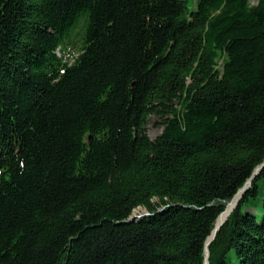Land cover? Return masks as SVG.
Wrapping results in <instances>:
<instances>
[{
	"label": "trees",
	"instance_id": "1",
	"mask_svg": "<svg viewBox=\"0 0 264 264\" xmlns=\"http://www.w3.org/2000/svg\"><path fill=\"white\" fill-rule=\"evenodd\" d=\"M263 161L264 0H0V264H204ZM207 249L264 264V166Z\"/></svg>",
	"mask_w": 264,
	"mask_h": 264
},
{
	"label": "water",
	"instance_id": "2",
	"mask_svg": "<svg viewBox=\"0 0 264 264\" xmlns=\"http://www.w3.org/2000/svg\"><path fill=\"white\" fill-rule=\"evenodd\" d=\"M264 166V161L258 165L253 173L252 176L247 180L245 185L238 190V192L235 194V196L226 204L225 209L223 212L219 214V216L216 219V222L214 224V228L211 231V234L208 236L206 243H205V261L204 264H208V245L210 242L214 239L216 232L219 230V228L222 226V224L226 221L227 217L229 216L230 212L233 210V208L236 206L238 200L240 199L241 195L244 193V191L250 186L252 178L260 171V169ZM148 215V212L146 210L139 212L137 214H132L129 216V219H133L135 217H143Z\"/></svg>",
	"mask_w": 264,
	"mask_h": 264
},
{
	"label": "rangeland",
	"instance_id": "3",
	"mask_svg": "<svg viewBox=\"0 0 264 264\" xmlns=\"http://www.w3.org/2000/svg\"><path fill=\"white\" fill-rule=\"evenodd\" d=\"M161 131V127L153 124L152 122L147 126V133L150 138H155ZM144 208H137V211H133L134 214L144 211Z\"/></svg>",
	"mask_w": 264,
	"mask_h": 264
},
{
	"label": "bare ground",
	"instance_id": "4",
	"mask_svg": "<svg viewBox=\"0 0 264 264\" xmlns=\"http://www.w3.org/2000/svg\"><path fill=\"white\" fill-rule=\"evenodd\" d=\"M136 211H137V210H136ZM136 211H135V212H136Z\"/></svg>",
	"mask_w": 264,
	"mask_h": 264
}]
</instances>
